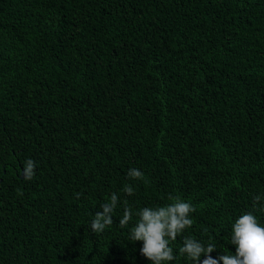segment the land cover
<instances>
[{
	"label": "trees",
	"instance_id": "obj_1",
	"mask_svg": "<svg viewBox=\"0 0 264 264\" xmlns=\"http://www.w3.org/2000/svg\"><path fill=\"white\" fill-rule=\"evenodd\" d=\"M112 193L190 203L212 258L264 226V0H0V264H151L122 206L92 231Z\"/></svg>",
	"mask_w": 264,
	"mask_h": 264
},
{
	"label": "clouds",
	"instance_id": "obj_2",
	"mask_svg": "<svg viewBox=\"0 0 264 264\" xmlns=\"http://www.w3.org/2000/svg\"><path fill=\"white\" fill-rule=\"evenodd\" d=\"M34 169L35 162L27 160L26 179H33ZM143 175L137 168H130L127 172L128 180H141ZM122 192L126 197L135 195L131 184H125ZM168 200L170 202L167 204L143 207L134 212L127 200L121 201L117 193H112L110 199L100 205L90 227L95 233H103L113 224V213L117 207L122 206L120 227H128L135 217V223L129 229V239L133 244L142 242L140 254L151 264H171L176 260L171 242L178 237H183L179 253L192 264H264V226L259 223L254 212L242 213L231 226L230 245L234 247L235 253L229 251L212 258L211 253L217 250L215 243L205 244L199 239L184 235L193 226L192 214L195 208L179 196L169 195ZM252 204L254 210L264 212V194L253 196Z\"/></svg>",
	"mask_w": 264,
	"mask_h": 264
},
{
	"label": "water",
	"instance_id": "obj_3",
	"mask_svg": "<svg viewBox=\"0 0 264 264\" xmlns=\"http://www.w3.org/2000/svg\"><path fill=\"white\" fill-rule=\"evenodd\" d=\"M25 175H24V173H23V175H22V177H24Z\"/></svg>",
	"mask_w": 264,
	"mask_h": 264
}]
</instances>
